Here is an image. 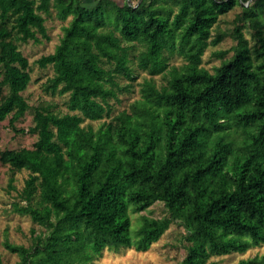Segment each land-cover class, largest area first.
I'll use <instances>...</instances> for the list:
<instances>
[{
    "label": "trees",
    "instance_id": "obj_1",
    "mask_svg": "<svg viewBox=\"0 0 264 264\" xmlns=\"http://www.w3.org/2000/svg\"><path fill=\"white\" fill-rule=\"evenodd\" d=\"M240 1L0 0V123L7 118L16 134L36 137L29 150L0 152V165L27 173L25 205L13 211L41 229L26 248L2 244L14 264L142 254L174 223L186 231L180 264L264 246V0L241 9L252 46L237 30L231 59L211 74L202 68L220 42L211 37L219 18ZM50 12L68 25L36 65L52 69L50 97L68 98L62 116L28 108L22 97L30 66L18 46L46 38L42 15ZM176 58L182 63L171 66ZM134 70L168 80L160 88L142 82L139 100L112 115L109 102L130 92L119 82H134ZM28 111L33 126L16 131ZM158 203L167 217H141L132 231L128 210ZM237 264H264V256Z\"/></svg>",
    "mask_w": 264,
    "mask_h": 264
},
{
    "label": "rangeland",
    "instance_id": "obj_2",
    "mask_svg": "<svg viewBox=\"0 0 264 264\" xmlns=\"http://www.w3.org/2000/svg\"><path fill=\"white\" fill-rule=\"evenodd\" d=\"M89 2V0H85ZM117 5L128 4L135 6L140 0H112ZM254 0H241L239 6L234 8L226 16H221L217 25L214 27L211 37H220V42L207 49L202 59V68L211 74L214 67H218L224 60L228 61L233 56L232 48L236 45L234 40L235 31H239L242 38L247 41L248 46H252L251 35L253 29L249 26L248 21L242 19V10L252 5ZM260 22L264 26V12L260 13ZM45 19L46 38L37 36L36 43L28 42L25 45H19L18 51L27 59L30 70V82L27 90L22 94L28 108H37V106H45L50 109L54 115L62 116L66 114L65 105L68 101L67 97H50L45 91V86L48 79L52 78L51 68H40L36 65L38 59L42 56L53 54L54 48L58 45L61 35H63V28L68 25V21L62 23L58 21L54 12H50L47 16L42 15ZM220 54H224L223 59L219 58ZM182 61L179 58L171 62V66H179ZM136 70V69H135ZM135 72L136 76L134 82L126 83L119 82L120 87L129 86V93H122L118 95L117 100L110 101L111 113L115 115L126 111L128 106L140 98V85L142 82L152 80L157 88L165 85L168 80L164 77L148 76L144 72ZM31 113L28 111L15 125L16 131H25L33 126ZM105 120L99 123L91 124L93 129L97 130ZM88 125V123H84ZM36 137L29 135L16 134L15 131L7 124V118L0 123V152L3 150H29L35 142ZM11 188L8 187L10 180ZM27 179V173L21 172L18 174L12 173L11 170L0 165V259L3 264H14L17 260L14 255L8 254L3 250L2 244L5 241L14 246L28 247L31 240V232L40 233L41 229L33 226L26 217L19 216L14 213V204L25 205L20 202L19 195L23 188V183ZM128 218L132 226V231H136L139 227V220L141 217H150L154 220H159L167 217L165 208L162 204L152 205L143 213L131 215L128 210ZM186 231L180 224H171L168 231L155 245L152 244L145 253H135L132 250H124L117 252H103L101 258L95 264H180L185 251L184 235ZM253 256H264V246L258 248H251L243 255H229L220 256L211 259L214 264H237L242 260H248Z\"/></svg>",
    "mask_w": 264,
    "mask_h": 264
}]
</instances>
